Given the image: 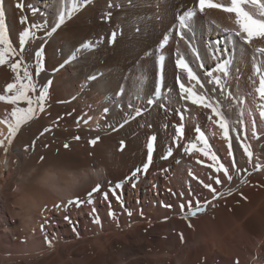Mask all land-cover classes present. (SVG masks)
<instances>
[{
	"label": "bare ground",
	"instance_id": "6f19581e",
	"mask_svg": "<svg viewBox=\"0 0 264 264\" xmlns=\"http://www.w3.org/2000/svg\"><path fill=\"white\" fill-rule=\"evenodd\" d=\"M72 2L73 0H5L7 34L17 54L7 56V63L0 65V94L4 93L6 85L16 78L17 72L12 70L11 65L17 59L23 61L22 67H26L32 76L36 91L29 94L33 100L46 86L47 81L51 80L52 83L45 112L22 126L7 153L0 147V193L6 195L2 207L0 206V263L7 257L4 242L34 238L33 233L36 232L33 227L36 225V229L40 230V216L48 220L56 213L60 214L61 220L70 221L68 211L83 216L100 205L98 194L108 192L107 198L102 199L107 212L111 213L117 207L127 206L133 214V223L138 221V224L137 212L141 210L145 220H161L169 215H183L188 211V201H191L193 206L197 201L201 204L211 201L205 212L198 213L196 217H189L194 227L187 233L189 246L187 244L186 248H189L191 243L198 248L189 252L194 250H190V247L186 253L179 254L175 250L166 251L165 257L174 259V264H188L187 260L192 258V264H207V255L213 254V248L223 263L234 264L233 258L241 259V255L245 253L249 254V258L246 261L241 259L240 264H264V169L253 170L256 165H264V160L257 161L253 148L264 140V120L256 108L259 98L255 88L258 87L259 76L254 71L256 65L264 66V57L253 50L256 46L264 45V40L256 39L251 46L239 42L234 51L223 53L224 59L230 54L235 56L231 68L233 75L238 78L239 95L246 98L243 119L247 125V135L241 132L238 139L237 130H232L231 135L234 138L230 156L228 141L224 138L222 129L206 119L205 112L208 110L202 111L198 106L192 105L191 101H184L179 89V83L186 80V74L175 64L177 42L181 50H184L186 45L176 32L178 15L184 8L191 6L194 0H135L134 8L130 7L126 0H115L118 6L111 9V22L101 18L109 11L108 0H90L87 5L80 7L65 25L48 36L46 33L51 30L58 12L71 9ZM17 3H23L24 7L17 8ZM79 3L83 4V0H79ZM121 3L123 7H119ZM207 15L222 21L227 27H234L228 18L229 14L210 10ZM22 16L27 17L23 23ZM32 25H42L32 28L37 38L29 39L28 43L21 47L19 34L25 27ZM135 25L143 28L142 34L133 35ZM114 26H123L127 32L123 38L111 44L108 37L110 29ZM166 34L172 38L166 48L161 50L159 44ZM100 36L105 39L98 49L85 53L76 61L59 69V65L81 42ZM225 38V33L210 28L204 20L196 26L194 43L201 54L199 62H203L205 67L197 68L199 62L190 52H187V56L202 81L206 79L203 73L212 71L217 63L212 59L214 53L209 45L218 40L223 46ZM228 46L232 49L231 44ZM41 47L43 69L37 72L35 52ZM161 51L166 57L162 91L164 97L170 101L171 111L154 108L143 117L130 121L117 132H111L105 124V117L101 115L103 107L110 108L107 123L114 124L116 121L122 122L124 114L130 111L126 107L122 110L121 106H126L129 101L141 104L150 98L154 88L159 85L158 55ZM21 52L22 56L19 55ZM18 71L22 76V71ZM101 73L102 77H98L96 82L86 79L91 74ZM141 73L145 78L144 96L142 100L136 101L135 82ZM82 85L85 87L83 93ZM121 88L126 90V94H120ZM73 96L77 99L73 100ZM15 106L17 105L0 101V121L8 116ZM18 106L26 107L27 102L20 101ZM181 110H184L186 117L183 121L186 126L185 136L177 140L175 126L181 123L178 115ZM231 115L233 119L236 118L235 110ZM89 116L92 120L85 125L80 118L87 119ZM253 116L258 138L252 133ZM53 121H56L57 126H53ZM77 122L80 123L79 128ZM97 123L100 124L99 130H96ZM197 126L205 132L212 151L220 158L219 162L228 167L229 174L233 176L232 181L227 180L223 171L218 173L214 166L210 167L214 164L211 156H205L196 150L191 154L184 151V147L190 142H196ZM44 127H50L51 131L41 136ZM7 135V124L0 123V139ZM76 135L81 137L80 141L72 139ZM96 135L101 136V141L93 148L88 144V140ZM152 135L157 139L154 142L153 161L148 172L145 174L142 171L136 177L127 179L137 167L142 168L147 162V143ZM120 139L125 141L123 151L118 150ZM241 139L251 146V161L244 153ZM33 141L35 147L25 151L24 146L32 145ZM66 142L70 145V151L63 147ZM196 143L197 148L202 146V143ZM169 147L173 150L172 156L162 159L167 155ZM89 153L93 155L89 156ZM41 155L45 157L43 161L39 160ZM5 159L7 164L3 163ZM216 177H219L222 183L216 184ZM128 181L131 182L130 187L127 185ZM120 182H123L122 186L112 191ZM96 183H100L102 187L93 194L92 204L84 203L79 208L72 205L67 209L62 204L60 209L53 208V205L61 201L66 204L72 197L78 196L86 201L87 192L91 191ZM205 184H212L216 188L217 193L221 194L218 199H212L214 194L204 187ZM168 194L174 202L178 201L177 199L185 201V208L179 207L180 202H176L178 205H172L170 197L167 198ZM117 196L120 200L116 199ZM164 205L172 207L166 208ZM45 206L50 210H46ZM3 213L8 215V220L4 218ZM65 216L69 219L65 220ZM169 219L172 220L168 218L167 221ZM169 222L171 221H168L170 226ZM163 224L166 226L167 222L163 221ZM209 225H212V229L209 228L211 234L206 236L209 233L205 230L207 232L204 235V226L210 227ZM13 244L19 245L15 241ZM201 250L206 252L199 253ZM111 257L115 264H120L114 255ZM170 262L168 260L167 264Z\"/></svg>",
	"mask_w": 264,
	"mask_h": 264
},
{
	"label": "snow or ice",
	"instance_id": "6c2138e0",
	"mask_svg": "<svg viewBox=\"0 0 264 264\" xmlns=\"http://www.w3.org/2000/svg\"><path fill=\"white\" fill-rule=\"evenodd\" d=\"M90 0H83V4L79 3V0H73L71 9L59 11L57 14V18L51 30L46 34L51 36L55 33L61 26L65 25L66 21H68L83 5H87ZM127 4L130 7H135V0H126ZM115 0H108L107 7L109 11H107L101 18L111 22L113 17V11L111 10L114 7H117ZM17 8H23V3H17ZM119 7H123V3L119 5ZM210 10H220L226 14H229V20L234 25V27H227L224 25L222 21H218L215 18L209 17L207 15ZM35 11V10H34ZM5 0H0V65H4L7 63L6 57L17 54L16 48L13 46L11 41L9 40L7 34V27L5 24ZM27 17L22 16L21 22L23 23ZM201 20L207 22L208 26L212 29H218L219 31L226 34L225 43L221 46L220 41H215L214 43L209 45V48L213 51L212 59L216 60L217 63L215 68L212 71H206L203 73V76L206 78L204 81L201 80V76L197 74V71L191 65L190 58L187 56V52H190L192 57L195 58L198 62L201 60V54L198 47L194 43L196 26L200 23ZM42 25H32L30 27H25L24 30L19 34V44L23 47L28 43L29 39H36V33L32 31V28H39ZM133 35L142 34L143 28L140 25H135ZM127 29L123 26L113 27L110 29V34L108 37V42L111 44H115L118 39L123 38L126 34ZM177 34L180 39L184 41L186 48L181 50L179 47V42H177L176 48V58L175 64L176 66L186 74V80L181 81L179 83L180 93L183 96L184 101H191V104L194 106H198L202 111L208 110L205 112L206 119L208 121H212L217 124L220 129L223 131L224 138L228 141L229 147V155H232V140L233 136L231 132L233 129L237 130L236 138H240V133L243 132L244 135H247V125L243 119L245 114L246 107V98L239 95L240 87L238 78L233 75V71L231 66L235 61L234 55H229L228 58L224 59L223 53L235 50L237 44L242 42L245 46L253 45L256 39L264 40V0H194L191 6L184 8L181 14L178 15V26L176 29ZM172 37L166 34L162 42L159 44V48L164 50L166 46L169 44V41ZM104 37L100 36L99 38L87 39L79 44V46L71 53V55L66 58L63 63L59 65V69L64 68L66 65L76 61L80 56L85 53L94 51L98 49L104 43ZM229 44L232 45V49H229ZM254 52L259 53L262 57H264V45L254 47ZM42 54L43 48L41 47L39 51L35 52V57L37 60L38 68L37 72L43 69L42 62ZM19 55H23V53H19ZM145 55H151V53H145ZM165 55L163 51L158 55V63H159V85L154 88L153 93L150 98L144 100L143 103L137 104L133 101H129L126 107L130 111L126 112L122 117L121 121H116L114 124L107 123V114L110 112V108L108 106L103 107L102 117H105V124L107 128L111 130V132H117L119 129H122L125 125H127L130 121L136 120L138 117H143L145 114L150 113L154 108L163 109L165 112H170V101L164 97L163 87H164V67H165ZM23 61L17 59L14 63H12L11 68L14 72H17L16 78L13 82L8 83L4 89V93L0 94V101L17 105L12 108L11 112L8 116H6L0 123L7 124L8 127V135L4 139H0V147L4 148V152L7 153L9 147L13 143V140L16 138L17 134L21 131L22 126L27 125L30 121H33L38 117L40 113L45 112L46 101L49 98V87L51 86L52 81H47L46 86L43 87L42 91L39 92V95L33 100V97L29 94L31 92H35L36 88L34 82L32 80L31 74L28 72L26 67H22ZM197 68L203 69L205 67L203 62H199L196 65ZM59 69H54V71H58ZM22 71L23 75L19 74V71ZM254 71L259 76V84L258 87L255 88V91L258 94L259 103L256 104V108L258 109L259 116L262 120H264V66L256 65ZM101 74H91L86 79L96 82L98 77H102ZM144 75L141 73L136 82H135V91L134 96L136 101H140L143 99V84H144ZM236 81L234 84L233 81ZM254 83V82H253ZM209 86V87H206ZM85 91L84 85L81 86V92ZM120 94H126V90L124 88L120 89ZM73 100L77 99L76 96L72 97ZM20 101H26L27 106L21 107L18 106ZM119 106V105H118ZM235 110L236 118H232V113ZM71 115V113H69ZM181 123L175 126L176 139L185 136V124L183 121L185 120V112L181 110L178 113ZM215 118V119H214ZM85 125L92 120V117L89 116L87 119L83 117L80 118ZM252 133L254 136L258 138L256 121L255 117H252ZM53 126L56 125V121H53ZM80 123L77 122V127L79 128ZM141 127L143 125H140ZM151 126V125H149ZM100 129V124H96V130ZM51 131L50 127H44L43 131L40 133L43 136L45 133H49ZM195 132L198 134L196 136V142L202 143V146L197 148L196 142H190L187 146L184 147V151L186 153L191 154L193 150L202 152L205 156H211L213 165L216 171L219 173L223 171V174L226 176L228 181H232L233 176L229 174L228 167L225 164L220 163V158L216 155L209 144V140L206 137L204 131L201 130L199 126L195 127ZM72 139L74 141H80L81 137L79 135L73 136ZM157 137L152 135L148 139L147 143V162H145L141 167H137L132 173L131 176L127 179H132L137 176L138 173H147L150 165L153 161V151H154V142ZM101 141V136L96 135L93 138L88 140V144L91 147H95ZM241 143L243 144L244 153L247 155L249 161H251L253 157V152L251 150V146L246 144L241 139ZM124 139L119 140V151H123L125 148ZM35 147V141H33L32 145H25L24 150L28 151L29 148ZM64 149L70 151L69 143L63 144ZM173 150L171 147L167 150V155L163 156L162 159H167L169 156H172ZM93 155V153H89V156ZM45 157L41 155L39 160L43 161ZM235 163V160L232 161ZM7 164V160L3 162ZM264 169V165H256L253 170ZM102 172L103 169H100ZM216 184L222 183L219 177L215 178L214 181ZM245 181H242L244 183ZM111 183V182H109ZM123 182L117 183L115 188L112 191H115L116 188H120ZM101 184L96 183L95 187L91 189V191L87 192V200H81L78 196L69 198L66 204L61 201L55 205H53L54 209H60L63 204L64 208L67 209L69 206L75 205L79 208L84 203L92 204L93 203V194L100 191ZM135 187V184H133ZM205 188H208L214 194L212 199L216 200L219 195L215 187L212 184H205ZM229 194H231V190H229ZM104 197L107 198L108 193L105 192ZM247 199V197H244ZM117 200H120V197H116ZM211 201H205L201 204L199 201L196 202L195 206H193L191 201L187 202L188 211L184 213V219L189 220V217H196L198 213H203L206 211L207 205L210 204ZM185 204H181L180 208L184 209ZM166 208H171V205H164ZM46 210L47 206H45ZM95 212V209H93ZM110 215L115 218V213H110ZM128 215L131 216L132 212L129 211ZM140 215L143 216V210L140 211ZM65 220H68L69 217L65 216ZM167 219V218H166ZM96 224H101V220L97 217L93 220ZM189 227H194L189 221ZM43 228V225H41ZM75 231V229H73ZM79 236V233H77ZM47 243L52 246V241L45 237ZM181 241L184 240L183 233L180 234ZM236 264H239V260L237 259Z\"/></svg>",
	"mask_w": 264,
	"mask_h": 264
},
{
	"label": "rangeland",
	"instance_id": "374dc122",
	"mask_svg": "<svg viewBox=\"0 0 264 264\" xmlns=\"http://www.w3.org/2000/svg\"><path fill=\"white\" fill-rule=\"evenodd\" d=\"M253 148L258 158L257 161L260 159L263 161L264 140L255 144ZM148 179L149 177L147 176ZM129 181L127 182L128 187L131 186V182L129 183ZM101 195L98 194L97 196L100 199V205H98L97 209L95 208V212L91 210L85 213V215L79 216L74 211H68L71 217L70 221L61 220L60 214L56 213L49 217L48 220H44L39 213V220L41 221H39L40 230L39 228L36 229L37 227L34 225L33 231L36 233H33V235L35 234V237L31 240L21 238L4 242L7 257L4 260L5 262L2 261L0 264H115L111 255H114L120 264H167L168 260L171 261V264H174V259L165 257L166 251L172 252V250H175L179 254L182 252L186 253L190 247V250L192 248L194 250L192 249L193 251L189 252H194L198 248L195 244L192 246L193 243L190 244L189 248H186L189 246L187 243L188 237L186 236H188L187 233L192 228L190 227V229L187 226L191 218L189 221L185 220L183 218L184 214L181 216L176 215L177 217L169 215L171 217L167 216L161 220L155 218L145 220V216H141L140 212H137L139 224L141 222L139 225L138 221L133 223V214L131 216L128 215L129 210L127 206L117 207L112 211L111 213H115V218H113L107 212L106 205L102 200L104 196ZM4 196L6 197L5 194L0 193L1 207L5 200ZM170 196L168 194L167 198ZM169 199H171L172 205L179 204V202L181 204L185 203L181 199H177L178 201L175 202L172 200V197ZM3 215L8 220V215L4 213ZM97 217L101 220V224L93 222ZM111 218L112 220H110ZM166 218H172V220L169 219L171 221V223L169 222L170 226L168 224L169 220L167 221ZM163 221L167 222L166 226L163 224ZM162 224L164 227H162ZM160 225L162 226L160 227ZM209 226H204L206 228L204 230L203 227L201 229L204 231V235L208 231L207 234H209L206 236H210L211 234L212 225ZM209 228L211 229L209 230ZM77 233H79V236H77ZM181 233L184 235L183 241H180ZM45 237L52 241V246L47 243ZM14 241L19 245L13 244ZM211 247L213 248L212 245ZM178 250L181 251L179 252ZM203 251L205 250H201L199 253H203ZM212 253V255H207V264H227V262L223 263V260L214 248ZM248 258L249 254L243 253L241 255L242 260L246 261ZM233 259V263L235 264V259L239 260L240 258L234 257ZM241 259L239 260V264L242 261ZM187 261L188 264H192L193 258Z\"/></svg>",
	"mask_w": 264,
	"mask_h": 264
}]
</instances>
